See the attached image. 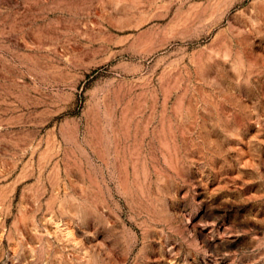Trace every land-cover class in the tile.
I'll list each match as a JSON object with an SVG mask.
<instances>
[{
    "label": "rangeland",
    "instance_id": "rangeland-1",
    "mask_svg": "<svg viewBox=\"0 0 264 264\" xmlns=\"http://www.w3.org/2000/svg\"><path fill=\"white\" fill-rule=\"evenodd\" d=\"M0 264H264V0H0Z\"/></svg>",
    "mask_w": 264,
    "mask_h": 264
}]
</instances>
